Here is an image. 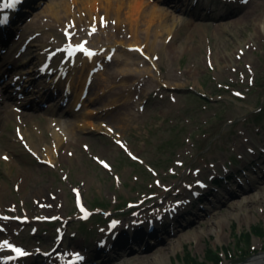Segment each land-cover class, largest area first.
Segmentation results:
<instances>
[{"label":"rangeland","instance_id":"obj_1","mask_svg":"<svg viewBox=\"0 0 264 264\" xmlns=\"http://www.w3.org/2000/svg\"><path fill=\"white\" fill-rule=\"evenodd\" d=\"M155 1L179 23L128 0H32L0 26V238L31 261L57 243L60 264L264 260V235L242 243L264 229V0ZM156 216L165 234L121 236Z\"/></svg>","mask_w":264,"mask_h":264},{"label":"bare ground","instance_id":"obj_2","mask_svg":"<svg viewBox=\"0 0 264 264\" xmlns=\"http://www.w3.org/2000/svg\"><path fill=\"white\" fill-rule=\"evenodd\" d=\"M129 2V6L132 8V10H134L135 12H140L143 10V9H150L152 14H161L162 16L164 17H172V21H173V25L176 24V23H179L178 20H177V17L175 18L174 14H172V12H167L168 10H165L164 8H160V6H158L156 4V1L154 2V0H128ZM163 9V10H162ZM162 11H166L164 12V14L162 13ZM155 18L157 19V17L155 16ZM73 59H74V56H72ZM53 58H56V57H53ZM52 58V59H53ZM76 60V58L74 59ZM88 59H85L83 58L82 59V64L79 66V72L83 73L85 72V70L87 69V64H88ZM88 70V69H87ZM75 72V71H74ZM87 72V71H86ZM80 74L78 76V78L75 80V83L74 82H70L69 83V87H70V91H71V101H70V107L72 106H76L78 105L80 102H81V98L83 96V86L85 85V79L82 77L81 80H80ZM80 80V81H79ZM79 81V82H78ZM5 115H8V114H2L0 115V119L1 118H7V116ZM55 153V152H54ZM66 155L68 154L67 150L64 149V153H61L59 154L61 157L63 156V154ZM5 239L2 237L0 238V244H2V242L4 241ZM7 251V249H3V250H0V259H2V257L4 256L5 252ZM246 264H264V260L263 259H251L249 260Z\"/></svg>","mask_w":264,"mask_h":264},{"label":"snow or ice","instance_id":"obj_3","mask_svg":"<svg viewBox=\"0 0 264 264\" xmlns=\"http://www.w3.org/2000/svg\"><path fill=\"white\" fill-rule=\"evenodd\" d=\"M22 0H6L5 4L3 5L5 8H15L17 6V4L21 3ZM7 22V17L5 16L3 19H0V23H6ZM93 31H95V29H93ZM70 35V34H69ZM87 43V42H85ZM80 49H82L89 57H91L94 53L92 51H90L87 48H84L83 45L79 46ZM101 163H104L103 161H101ZM105 167H107V164H105ZM115 221L113 222V226H115ZM8 249L11 252L15 253L16 257H21L24 255H27V253L20 247H16L13 244L9 243V241L4 240L2 242V244H0V250L3 249ZM74 259L76 261H79L81 259H83L78 253H73Z\"/></svg>","mask_w":264,"mask_h":264}]
</instances>
